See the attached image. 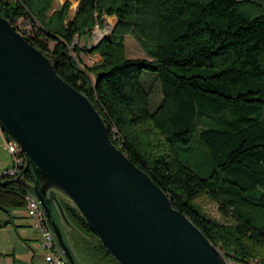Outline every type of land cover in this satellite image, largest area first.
Here are the masks:
<instances>
[{
  "label": "trees",
  "instance_id": "16d2710c",
  "mask_svg": "<svg viewBox=\"0 0 264 264\" xmlns=\"http://www.w3.org/2000/svg\"><path fill=\"white\" fill-rule=\"evenodd\" d=\"M0 0V14L11 19L33 44L49 54L58 73L85 92L108 126L112 140L145 169L225 253L231 264H264V0ZM118 19L112 36L81 46L103 16ZM27 18L30 29L17 24ZM134 33L150 56L130 57L125 34ZM99 52L89 64L82 55ZM173 65L207 66L204 73L179 74ZM149 70L160 77L163 100L151 108ZM200 128L217 168L208 177L184 162L178 143L190 142ZM119 134V135H118ZM228 183L212 189L210 177ZM31 180V175L26 172ZM231 192L239 200L226 198ZM27 188L0 186V207L26 205ZM216 199L226 220L206 213L194 199ZM242 202L243 205H239ZM81 232L86 254L100 264H119L94 233L78 207L62 198Z\"/></svg>",
  "mask_w": 264,
  "mask_h": 264
},
{
  "label": "water",
  "instance_id": "95a60500",
  "mask_svg": "<svg viewBox=\"0 0 264 264\" xmlns=\"http://www.w3.org/2000/svg\"><path fill=\"white\" fill-rule=\"evenodd\" d=\"M0 126L26 158L17 177L0 176V186L21 184L38 199L67 264L85 263L70 239L68 228L76 225L62 198L78 207L119 264H231L112 140L93 100L1 14Z\"/></svg>",
  "mask_w": 264,
  "mask_h": 264
},
{
  "label": "rangeland",
  "instance_id": "374dc122",
  "mask_svg": "<svg viewBox=\"0 0 264 264\" xmlns=\"http://www.w3.org/2000/svg\"><path fill=\"white\" fill-rule=\"evenodd\" d=\"M66 0H55L54 6L55 7H60L62 3H64ZM70 1V15L72 16L75 13V10L78 5L77 0H69ZM103 17L106 18L105 22L101 27H98V30L92 31V33L89 35V39L87 36H81L79 37L76 42H78L81 46L83 45H88L90 48L93 44L99 43L104 37H111L116 25L118 23V19L115 15H107L105 14ZM103 19V18H102ZM17 24L23 29L26 28L27 30L30 29V24L27 18H19L17 20ZM103 30V31H102ZM98 31V33H97ZM94 32V34H93ZM83 37H85V41L83 40ZM125 44H126V53L130 57H137V56H150V54L147 51V47L141 42V40L131 32H128L125 34ZM83 57L85 58L86 62L89 64H92L94 62H98L101 60V55L99 52H90L88 51H83L82 52ZM91 55V56H90ZM175 72H178L179 74H186V75H192L195 73L199 72H205L208 69H211L212 67H207V66H183V65H173L171 67ZM215 69V68H212ZM157 73L146 70L143 72V81L145 84L151 89V108L155 109L163 100V91H162V85H161V80L160 77H157ZM119 135V134H118ZM6 140L4 142L3 148L8 151L6 147ZM179 154L181 159L186 162L187 164L191 165L193 168H195L200 174L203 176L208 177L210 174L214 173V170L217 168L215 165L213 158L209 152V148L207 145L203 142V140L200 137V128L197 130L191 141L187 143H178L177 145ZM7 159L13 157L12 155L8 153H5ZM13 160V158H12ZM2 162L4 163V159L2 158ZM1 171V169H0ZM224 179V172H221L219 179H216L215 177H210V182L209 185L212 189H215L217 191H221L224 187L228 185V183L223 181ZM222 195L226 198L230 197L233 198V201L235 202V199L238 201L239 198L236 194L227 192V193H222ZM195 202H198L199 205L202 207V209L208 213L209 215L213 217H217L221 220H226L225 215L220 211L219 204L216 201V199L212 198L211 196L207 194H202L199 197L194 199ZM239 205H243L242 202H239ZM254 212L253 214L256 216L257 221H264V209L261 206H253ZM20 210L21 212L27 213V208L26 206H22L20 208H15ZM76 228V226H74ZM73 228L70 226L68 228V233L70 236V239L73 243V246L81 258V260L85 264H100V262L89 258V256L85 252V248L83 246V242L80 239V232L77 231L79 230L78 228ZM33 229H35L33 227ZM30 242H33L30 241ZM39 247L37 249V252L40 253L38 255V259L43 258L44 256V248L41 245V241L39 243ZM25 250V249H23ZM47 264V263H43ZM104 264H109V263H104Z\"/></svg>",
  "mask_w": 264,
  "mask_h": 264
},
{
  "label": "crops",
  "instance_id": "0c3cea01",
  "mask_svg": "<svg viewBox=\"0 0 264 264\" xmlns=\"http://www.w3.org/2000/svg\"><path fill=\"white\" fill-rule=\"evenodd\" d=\"M105 20L106 18L102 23ZM86 36L90 38L89 35ZM83 40H86L85 37ZM7 137L0 126V175L6 167L12 164L13 157L7 159L5 153H8V157L12 154L2 145ZM15 208L20 207H0V264H43L44 256L38 259L40 253L37 252L41 241L40 231L34 225L32 216ZM32 240L33 242H30Z\"/></svg>",
  "mask_w": 264,
  "mask_h": 264
},
{
  "label": "built area",
  "instance_id": "2783aa9c",
  "mask_svg": "<svg viewBox=\"0 0 264 264\" xmlns=\"http://www.w3.org/2000/svg\"><path fill=\"white\" fill-rule=\"evenodd\" d=\"M100 27L97 22L93 31L98 30ZM6 147L12 154V164L6 167L0 176L6 178L17 177L24 169L26 164V158L24 150L21 146L12 138L7 137ZM26 208L27 213L32 216L34 225L39 229L41 234V245L44 248V259L47 264H67L66 257L58 251L55 240L54 232L48 226L44 211L41 207L40 202L30 193L26 195Z\"/></svg>",
  "mask_w": 264,
  "mask_h": 264
}]
</instances>
